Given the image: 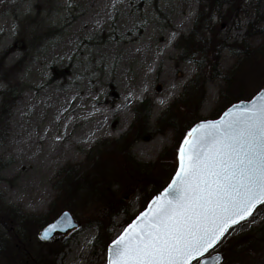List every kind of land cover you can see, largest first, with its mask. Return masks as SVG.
<instances>
[{"label":"rangeland","instance_id":"1","mask_svg":"<svg viewBox=\"0 0 264 264\" xmlns=\"http://www.w3.org/2000/svg\"><path fill=\"white\" fill-rule=\"evenodd\" d=\"M229 1L206 10L208 31L200 38L198 22L182 55L197 0H0V71L17 91L0 132V264H105L108 244L170 181L186 128L216 119L221 93L234 104L264 88V0ZM144 101L145 121L134 112ZM63 210L77 229L40 241ZM254 215L209 255L264 264V210ZM249 231L255 242L240 246Z\"/></svg>","mask_w":264,"mask_h":264},{"label":"snow or ice","instance_id":"2","mask_svg":"<svg viewBox=\"0 0 264 264\" xmlns=\"http://www.w3.org/2000/svg\"><path fill=\"white\" fill-rule=\"evenodd\" d=\"M177 159L171 183L113 241L107 264H210L206 254L230 230L254 221L264 210V93L192 128Z\"/></svg>","mask_w":264,"mask_h":264},{"label":"trees","instance_id":"3","mask_svg":"<svg viewBox=\"0 0 264 264\" xmlns=\"http://www.w3.org/2000/svg\"><path fill=\"white\" fill-rule=\"evenodd\" d=\"M197 2L199 3V12L197 13L196 15V19L193 23V30L187 35V36H180L178 41L176 42V44H184L183 47H180L178 48L180 51H181V54L182 55H187L188 52H187V49L185 48L186 45L185 44H192L193 43V35H194V32L196 31V28H197V24L198 22L200 23V27H201V30L199 31V35H200V38H201V33L203 34L204 33V30H207L209 29L208 27V18H205L206 15V10H208L209 8L212 9V8H215L217 10L221 9L222 6H226V5H229L230 4V1L229 0H197ZM259 12V11H258ZM261 17H263L261 20H262V24L264 25V14L263 15H260ZM251 26V25H250ZM248 26L247 29L250 27ZM245 31V34H244V38L245 36H248L249 34V31ZM258 31H255V35L259 36L260 38H262L264 40V34L262 33V30L261 28H257ZM203 31V32H202ZM195 41L197 42V49L199 50L200 48L203 49V43L201 42V40H196ZM195 43V42H194ZM201 43V44H200ZM9 48L8 49H5L4 50V53L5 52H8ZM19 51V50H17ZM253 53H258L257 50L256 51H252ZM248 54V51L246 52H243V56L244 57L245 55ZM26 55V54H25ZM24 55V56H25ZM187 60V59H186ZM22 61L23 59H19L18 62L12 66L10 68V73L13 74V72L16 73V71L18 70L19 66H21L22 64ZM1 64V62H0ZM0 75H1V80L5 82L6 86H5V89L2 91V93L0 94L1 96V103H0V132H3L5 131V124H6V121L8 120L9 118V115H10V110L12 108V105L13 103L17 100V91L15 90L16 86H13L11 87V84L12 82L10 83V79L8 80V78L6 76H8V74H5L3 72V70L0 71ZM199 75V74H198ZM198 77L196 76L193 80L190 81V84L184 89L185 90H192V89H195V87H191L192 84H198ZM188 88V89H187ZM13 89V90H12ZM8 100L9 103H8ZM220 101H221V105L218 107V110H217V116L218 117L222 111L227 108L228 106H230L232 103L225 100V97L222 96V93L220 95ZM173 103L171 104V107L173 108ZM222 106H224L223 108H221ZM221 108V109H220ZM168 108H166L158 117H157V121L160 122V121H163V119L166 118V112L168 111L167 110ZM221 110V111H220ZM135 112V116L136 118L139 117V116H142L143 117V120L145 121L146 119L149 118V114H150V106L147 105V103L144 101L142 103H140L136 110L134 111ZM214 117V118H216ZM214 118H211V119H214ZM170 119L166 120V121H169ZM199 121V120H197ZM196 121V122H197ZM195 123V122H194ZM191 124L189 125L187 128H186V131L184 132L183 136L188 132V130L194 125ZM139 131V130H138ZM182 136V138H183ZM181 138V139H182ZM180 142V141H179ZM179 144V143H178ZM61 173V172H60ZM68 176H66L67 178ZM59 184V183H58ZM60 186V185H58ZM165 187V186H164ZM164 187H160L159 189H157L155 192H154V195L157 194L158 192H160ZM57 188V184H54L53 185V189H56ZM150 200V199H149ZM147 203V202H146ZM0 205L1 207L3 208V205L1 204V199H0ZM10 214H16V217H19L21 218L22 221H31L32 218H34V216H26V215H23L18 208H14L12 206H8L7 209H6ZM143 210V209H142ZM135 217V216H134ZM133 217V218H134ZM37 218V217H36ZM41 218L43 217H38L36 219V222H43L42 224H46L45 222L46 221H42ZM132 218V219H133ZM41 220V221H39ZM131 221V219H130ZM3 223L2 220H0V224ZM129 223V221H128ZM251 231L247 232V234L245 236H250L251 234ZM244 236V237H245ZM255 239L254 237L250 236V237H245L243 238L244 241L241 242V245H245V246H248L249 244H251V242H255ZM236 240V239H235ZM238 241H240L239 239H237ZM3 248L0 246V250H2ZM1 254V253H0ZM1 259V258H0Z\"/></svg>","mask_w":264,"mask_h":264},{"label":"water","instance_id":"4","mask_svg":"<svg viewBox=\"0 0 264 264\" xmlns=\"http://www.w3.org/2000/svg\"><path fill=\"white\" fill-rule=\"evenodd\" d=\"M261 93H264V88L261 89L256 95H254L250 100L248 101H239L237 103H234L232 104L231 106H229L226 110H224L221 115L215 119V120H206V121H200L198 123H196L195 125H193L189 131H191L192 128L196 127L197 125L201 124V123H207V122H216V121H220L222 119H224L225 117V114L229 111H231L232 109L236 108L237 106H240V107H250L251 106V103L256 100ZM188 131V132H189ZM187 132V133H188ZM186 133V135H187ZM186 135L184 136V138L186 137ZM183 138V139H184ZM183 139L180 143V145L182 144L183 142ZM179 145V146H180ZM179 148V147H178ZM177 156H178V150H177V154H176V160H177V167H176V170L175 172L178 170V159H177ZM175 172L173 174V176L171 177L169 183L166 185V187L161 190L159 193L155 194L150 200L149 202L147 203L146 207L122 230V232L116 237L114 238L107 246L106 248V260H105V264H107V256H108V249L109 247L112 245L113 241H115L123 232L124 230L130 225L132 224L133 222L136 221L137 217H139L143 212H146L148 211L149 209V206L151 205L152 201L156 198V196L162 194L164 192V190L167 188V186L171 183V180L174 178L175 176ZM54 226V227H53ZM78 227V224L75 222L74 218L72 217V215L70 214L69 211L67 210H63L61 211L57 217H55L51 222H49L48 224H46L43 228H41L38 232V239L40 241H43V242H46V241H50L51 239H53L55 236H59V235H65L69 232H72L73 230L77 229ZM51 229V231H49ZM46 231H49V236L47 239H41V237L43 236V234L46 232ZM214 250V249H213ZM213 250H210V252H212ZM209 253L206 254V258L209 260L210 264H215V260H214V257L219 254V253H213L211 255H209ZM221 255V254H220ZM222 256V255H221ZM223 260V259H222ZM222 262V261H221Z\"/></svg>","mask_w":264,"mask_h":264},{"label":"bare ground","instance_id":"5","mask_svg":"<svg viewBox=\"0 0 264 264\" xmlns=\"http://www.w3.org/2000/svg\"><path fill=\"white\" fill-rule=\"evenodd\" d=\"M173 38H174L173 35L170 36V37H169V41H172ZM139 92H140L141 94L145 93V92H146V87H143ZM131 100H132V97H131V96L125 97V98H124V102H123L124 106H125V105H128V104L131 102ZM122 107H123V106H117V107H116L114 110H112L111 112H112L113 114H115V113L119 112V111L121 110ZM105 117H106V115H105Z\"/></svg>","mask_w":264,"mask_h":264}]
</instances>
